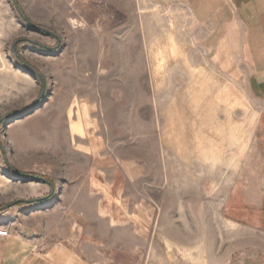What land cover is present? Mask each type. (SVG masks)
Here are the masks:
<instances>
[{
  "label": "rangeland",
  "instance_id": "rangeland-1",
  "mask_svg": "<svg viewBox=\"0 0 264 264\" xmlns=\"http://www.w3.org/2000/svg\"><path fill=\"white\" fill-rule=\"evenodd\" d=\"M236 8L0 0V264H264V89Z\"/></svg>",
  "mask_w": 264,
  "mask_h": 264
},
{
  "label": "crops",
  "instance_id": "crops-1",
  "mask_svg": "<svg viewBox=\"0 0 264 264\" xmlns=\"http://www.w3.org/2000/svg\"><path fill=\"white\" fill-rule=\"evenodd\" d=\"M237 4L236 16L229 23L231 27L241 25L244 37L241 41L245 42L244 50L247 53L246 59L252 68V84L264 89V0H233ZM243 34V32H241ZM240 36V34H239ZM239 36L235 34L233 43H238ZM234 48L228 56L230 59H237L232 56ZM45 258H27L20 264H63L62 259L52 250Z\"/></svg>",
  "mask_w": 264,
  "mask_h": 264
},
{
  "label": "water",
  "instance_id": "water-1",
  "mask_svg": "<svg viewBox=\"0 0 264 264\" xmlns=\"http://www.w3.org/2000/svg\"><path fill=\"white\" fill-rule=\"evenodd\" d=\"M32 73H34V74H36V75H38V73L32 68V67H30V66H28V65H25ZM44 93V89H42V94Z\"/></svg>",
  "mask_w": 264,
  "mask_h": 264
},
{
  "label": "built area",
  "instance_id": "built-area-1",
  "mask_svg": "<svg viewBox=\"0 0 264 264\" xmlns=\"http://www.w3.org/2000/svg\"><path fill=\"white\" fill-rule=\"evenodd\" d=\"M7 233H6V231H4V230H0V236H4V235H6Z\"/></svg>",
  "mask_w": 264,
  "mask_h": 264
}]
</instances>
